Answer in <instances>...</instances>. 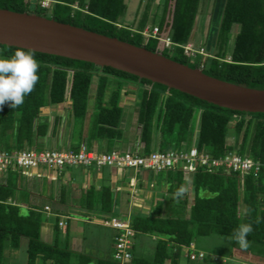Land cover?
<instances>
[{
  "label": "trees",
  "instance_id": "1",
  "mask_svg": "<svg viewBox=\"0 0 264 264\" xmlns=\"http://www.w3.org/2000/svg\"><path fill=\"white\" fill-rule=\"evenodd\" d=\"M204 0H146L142 15L129 24L125 16L126 0H52L43 6L39 0H0L1 8L35 12L49 18L71 23L109 36L161 52L191 67H202L212 76L237 84L264 88V0H223L222 13L212 51L186 53L200 2ZM163 8V20L151 23L150 14ZM169 15V16H168ZM159 26L171 45L166 46L158 36L144 34V29ZM237 31L233 42L231 35ZM206 45L209 44L205 39ZM208 43V44H207ZM17 48L0 43V57L11 56ZM32 50V49H30ZM38 62V80L24 102L16 108L6 103L0 108V148L9 151L31 147L38 135L46 133L49 123L40 119L41 109L71 99L74 118L83 121L90 104L93 79L95 130L98 136L121 138L123 107L120 99L124 86H142L137 106V131L140 143L131 150L149 154L154 150H180L197 146L212 156L228 151L249 155L264 161V112L244 111L224 107L166 84L109 66L63 55L32 50ZM128 83V84H127ZM200 110L198 136L192 142V121ZM7 171L0 182V264L5 262L6 247H19L26 239V264H121L113 257L116 230L110 257H94L70 249L68 242H46L41 237L42 211L24 210L16 200L18 173ZM156 173V171H152ZM168 183L167 193L158 199L150 212H133L127 218L134 230L131 259L124 264H195L206 257L197 248L196 236L217 234L228 236L243 222H250L249 246L241 248L232 241L234 250L248 261L264 264V167L258 174L242 177L222 168L207 170L198 167L191 175L182 168L161 171ZM192 188V196L186 191ZM101 206L112 212L114 196L108 185L101 193ZM117 215H111L109 218ZM107 218V219H109ZM120 218V217H119ZM106 219V220H107ZM56 220V235L63 227ZM65 221V220H64ZM68 228L64 233H68ZM145 236L142 243L139 238ZM147 238L154 242L151 250ZM150 240V239H149ZM143 245H142V244ZM150 251V252H149ZM199 251L204 257L192 258ZM149 252V253H148ZM201 264V263H198Z\"/></svg>",
  "mask_w": 264,
  "mask_h": 264
},
{
  "label": "crops",
  "instance_id": "2",
  "mask_svg": "<svg viewBox=\"0 0 264 264\" xmlns=\"http://www.w3.org/2000/svg\"><path fill=\"white\" fill-rule=\"evenodd\" d=\"M209 3L210 0L200 2L190 43L196 48L205 46L207 51L211 52L216 41L223 3L219 5L216 0L215 5L219 7L213 8L209 7ZM205 39L209 42L208 45L203 43ZM136 102V95L132 98L129 95L121 96L120 105L124 111L122 120L124 132L121 138L96 135L95 125L93 122L90 123L88 116L83 121L76 120L69 98L60 104L46 105L40 111V119L48 121L49 127L46 133L36 137L31 147L38 150L77 149L81 142H85L89 148L98 151L132 149L140 143L135 139ZM88 111L90 114V104ZM8 173L0 171V182L7 179ZM155 174L145 169L97 167L94 164L64 166L61 169L40 166L28 174L18 173L16 200L24 210L33 208L42 211L41 237L46 242H53L57 238L63 244L67 241L74 252L87 253L94 257H110L116 230L106 225L104 221L111 215L127 219L133 212H150L156 206L157 200L162 199L167 193L168 187L163 177L160 179L162 184L159 187ZM104 185L110 187L114 196L115 203L110 213L106 212L100 203V193ZM154 187L159 189V192L153 191ZM148 195L158 197L148 205ZM46 205H49V210L45 209ZM56 220L67 221V234L63 232L56 235ZM86 225L90 226L89 229ZM102 226H109L111 233L103 232ZM87 235L90 236L89 241ZM139 239V242L143 243L146 237L141 236Z\"/></svg>",
  "mask_w": 264,
  "mask_h": 264
},
{
  "label": "water",
  "instance_id": "3",
  "mask_svg": "<svg viewBox=\"0 0 264 264\" xmlns=\"http://www.w3.org/2000/svg\"><path fill=\"white\" fill-rule=\"evenodd\" d=\"M0 43L109 65L224 107L264 112V88L223 80L161 52L35 12L0 7Z\"/></svg>",
  "mask_w": 264,
  "mask_h": 264
},
{
  "label": "built area",
  "instance_id": "4",
  "mask_svg": "<svg viewBox=\"0 0 264 264\" xmlns=\"http://www.w3.org/2000/svg\"><path fill=\"white\" fill-rule=\"evenodd\" d=\"M43 6H50L52 0H39ZM158 25L154 27L147 26L144 29L146 36L153 35L161 38L166 46L171 45L168 35L159 33ZM197 49L191 43L185 45L186 53H195ZM199 51L205 54V48L200 47ZM97 167L111 166L119 168L145 169L152 171H161L168 168H182L186 175H191L198 167H205L207 170H224L234 171L242 177L250 173L258 174L264 167V161L255 159L249 155H240L234 151H228L221 156H212L204 148L199 149L197 146L185 147L180 150H154L149 154L138 153L129 150H111L98 151L89 148L85 142H81L77 149H44L38 150L34 147L22 149L7 150L0 148V170L8 168L17 169L25 174L31 173L33 169L40 166L61 169L64 166H89ZM49 205L45 206L49 210ZM106 225L116 227L119 233L115 236V245L113 257L121 264L131 259L130 248L133 244L134 230L130 226L128 219L113 216L104 221ZM60 226L66 224V221L60 220ZM205 253L199 251L196 255L191 254L192 258H203Z\"/></svg>",
  "mask_w": 264,
  "mask_h": 264
},
{
  "label": "rangeland",
  "instance_id": "5",
  "mask_svg": "<svg viewBox=\"0 0 264 264\" xmlns=\"http://www.w3.org/2000/svg\"><path fill=\"white\" fill-rule=\"evenodd\" d=\"M126 1L128 4V9H127L125 16L120 21L123 23L129 22V24L134 23V22L136 23L137 19H139L142 15V11H143L146 0H126ZM158 1H160V0H155L154 3L158 2ZM217 1H218L219 5H221L223 2V0H217ZM215 2H216V0H210L209 7L210 8H213L216 6L219 7V5H217V4L215 5ZM206 7H208V3L206 4ZM162 11H163V8L161 6L160 8L155 9L154 12H151L149 23H151L153 19L155 20L156 23L161 22L163 20V18H162L163 12ZM237 30H238L237 26H235L234 30L232 31V35H231V43L233 42V39L235 37V33ZM205 53H207L206 47H205ZM96 84H97V80L95 77L93 79V82L91 84V89H90V95H91V97H90V114L87 113V116L89 117L90 123L93 122V124L95 123L94 113H96V108L94 107V100H93L94 99V97H93L94 92L96 89ZM141 89H142V86L140 84L138 86H136V88H131V85L128 84V85L124 86L123 95H129L130 98H132V97H134V95H136V97H137V102H136L137 104L136 105L138 106V102H139V99L141 97ZM136 105H135V107L133 106L135 108V110H137ZM87 116H86V118H87ZM199 119H200V110H196L194 113L193 121H192V140H193L192 142H194L198 136ZM135 124L137 126V121L135 122ZM155 175L157 176L156 178L159 181V184H157V185L160 187L162 184L161 180H160L162 177V172H156ZM152 189H155L153 191L158 190V192H159V189H156L155 187ZM185 189L189 193V195L192 196L191 186H188L186 184ZM149 195H148V199H149L148 205L153 203V201L155 199H157V197H158L155 195L153 197L149 196ZM89 227H90L89 225H86L87 229H89ZM102 227H104V226H102ZM108 227L109 226L104 227L103 232L105 231L107 233H111V230ZM63 229H64L63 232H65L67 227L64 226ZM86 237H87V240L89 241L90 236L87 235ZM142 237H145V236H142ZM147 240H148L147 243L149 244L147 246V249L151 250L154 242L151 240V238H147ZM194 241L197 244V248L204 250L206 253L205 259L199 260L198 262H195V264H198V263H201V264H255L254 262L248 261L244 256L240 255L239 252H235L234 254H232L231 252L234 250L233 243H232V241L226 239V236H221V235H217V234H211L208 236H205V235L204 236H196ZM109 247H111V244L109 245ZM26 256H27L26 239H23L21 241V244L19 247H16V248L6 247L4 264H25L26 263ZM181 262H182V264H186L185 259L181 260Z\"/></svg>",
  "mask_w": 264,
  "mask_h": 264
},
{
  "label": "clouds",
  "instance_id": "6",
  "mask_svg": "<svg viewBox=\"0 0 264 264\" xmlns=\"http://www.w3.org/2000/svg\"><path fill=\"white\" fill-rule=\"evenodd\" d=\"M38 66L34 52L30 49L17 48L11 56L0 57V108L6 103L16 108L24 102L26 94L32 91L38 80ZM252 231V223H239L226 239L235 241L241 248H247L250 243L248 234Z\"/></svg>",
  "mask_w": 264,
  "mask_h": 264
}]
</instances>
